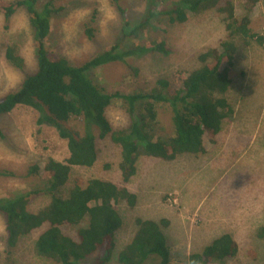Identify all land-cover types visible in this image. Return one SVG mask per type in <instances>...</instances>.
<instances>
[{
  "label": "trees",
  "instance_id": "obj_1",
  "mask_svg": "<svg viewBox=\"0 0 264 264\" xmlns=\"http://www.w3.org/2000/svg\"><path fill=\"white\" fill-rule=\"evenodd\" d=\"M58 1L0 0V16L6 28L19 11L25 12L36 62L35 69L28 72L17 46H5V61L24 77L16 89L0 97V117L17 107L31 109L35 124L53 129L66 142L68 153L62 162L50 158L42 170L37 165L28 169L27 176L40 177L39 189L26 187L22 192L0 198L7 250L4 264H10L19 241L37 229H42L32 247L37 258L53 264H107L115 249V233L122 226L116 207L125 204L133 208L136 204L137 196L126 184L137 169V160L147 157L173 161L179 155H205L203 136L213 144L224 121L234 118L226 95L232 85L230 70L236 46L264 45V36L251 27V14L259 0H243L239 15L230 0H177L174 7L164 11L159 8L166 0H146L145 14L138 20L128 19L126 9L120 5L122 0H108L123 19L120 35L108 49L97 50L81 63L73 64L47 47L52 21L65 7L58 8ZM208 11L220 15L227 36L217 48L198 55L200 67L176 71L173 82L156 79L149 88L130 94L107 91L104 84L92 78L93 71L135 55H167L162 42L151 41L152 47L147 48L129 44L152 28L151 21L166 16L171 25L183 24ZM96 32L85 25L88 41L95 39ZM115 102L120 103L129 121L124 127L115 128L106 116ZM163 119L169 122L172 136L159 135V130L166 128ZM4 138L0 127V139ZM100 140H109L118 148L121 184L99 178L84 182L74 175L75 168L89 169L95 165ZM13 176L10 171H0V177ZM36 198H42L44 203L32 211L31 199ZM82 224L85 225L81 227ZM134 224L136 232L118 253V264H145L155 258L159 259L158 264H168L170 246L164 233L169 222L137 218ZM65 226L77 228L75 239L63 233ZM255 238L257 242L251 248L240 251L235 238L223 234L199 252L191 253L184 264H225L239 255H245L250 264H264V222L256 229ZM93 256L97 260L88 262Z\"/></svg>",
  "mask_w": 264,
  "mask_h": 264
},
{
  "label": "rangeland",
  "instance_id": "obj_2",
  "mask_svg": "<svg viewBox=\"0 0 264 264\" xmlns=\"http://www.w3.org/2000/svg\"><path fill=\"white\" fill-rule=\"evenodd\" d=\"M175 1L166 0L159 11L174 7ZM230 1L239 15L243 0ZM146 4V0L120 2L130 20L141 18ZM58 6L65 7L52 21L47 47L73 64L81 63L97 50L108 49L120 35L123 19L108 0H59ZM95 11L97 14H93ZM168 21L166 16L151 21L152 28L142 33L140 39L129 42L145 48L152 47L151 41L162 42L168 50L167 55L159 52L135 55L93 71L92 78L104 84L107 91L124 94L149 88L160 78L173 82L174 72L200 67L198 55L209 48H217L227 36L220 15L214 11L191 17L183 24L171 25ZM86 24L97 30L93 41L87 39ZM5 26L0 16V97L16 89L24 77L5 61L7 44L17 46L28 72L36 66L25 12L19 11L8 27ZM251 27L255 33L264 36V0H259L251 14ZM236 42L240 44L238 40ZM126 44L128 42L122 45ZM236 47L230 70L232 85L226 95L234 118L224 121L213 144L210 138L203 136L205 155H179L173 161L147 157L137 160V169L126 184V188L137 196L136 204L133 208L125 204L116 207L122 226L115 233V249L107 264H118V253L136 232L134 221L137 218L169 222L164 233L170 246L168 264H184L191 253L199 252L223 234L235 238L240 251L257 242L255 231L264 222V45L250 43L249 48ZM106 116L115 128L129 123L119 102L107 109ZM162 121L166 128L159 130V135L172 136L169 122ZM0 127L5 136L0 139V171L14 174L11 178L0 177V198L22 192L26 187L39 189L40 177L27 176L28 169L37 165L42 170L47 159L62 162L68 155L66 142L59 139L53 129L37 126L35 114L29 108L17 107L1 116ZM97 148L95 165L89 169L75 168L74 175L84 182L88 178H99L121 184L117 168L118 148L109 140L98 141ZM43 203L42 198L31 199L29 208L36 211ZM41 230L37 229L19 241L11 261L8 258L10 264H53L33 254L32 247ZM62 231L76 238L77 228L65 226ZM4 239L0 214V264H4L7 257ZM96 260L93 256L88 262ZM248 261L245 255H239L225 264H250ZM158 262L155 258L145 264Z\"/></svg>",
  "mask_w": 264,
  "mask_h": 264
},
{
  "label": "bare ground",
  "instance_id": "obj_3",
  "mask_svg": "<svg viewBox=\"0 0 264 264\" xmlns=\"http://www.w3.org/2000/svg\"><path fill=\"white\" fill-rule=\"evenodd\" d=\"M155 1V0H154ZM150 5V4H149ZM125 14V13H124ZM259 20V19H258ZM67 27V26H66ZM65 28V27H64ZM108 33H109V31H108ZM113 40V39H112ZM125 53V52H124ZM65 61V60H64ZM60 62H61V60H60ZM110 62V61H109ZM113 62V61H112ZM56 66V65H55ZM61 67V66H60ZM68 68V67H67ZM70 68V67H69ZM73 68V67H72ZM63 70V69H62ZM123 78V77H122ZM11 99V98H10ZM92 116V115H91ZM96 116V115H95ZM92 119V118H91ZM116 123V122H115ZM248 150V149H247ZM4 160V159H3ZM2 160V161H3ZM6 165V164H5ZM6 167V166H5ZM149 205V204H148ZM152 207V206H151ZM145 208V207H144ZM148 214V213H147ZM177 220V219H176ZM165 222V221H164ZM161 223V222H160Z\"/></svg>",
  "mask_w": 264,
  "mask_h": 264
}]
</instances>
